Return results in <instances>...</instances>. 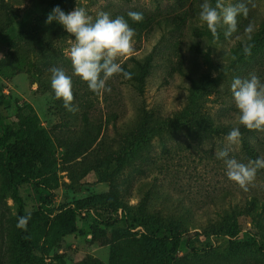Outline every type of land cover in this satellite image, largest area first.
Wrapping results in <instances>:
<instances>
[{
	"label": "rangeland",
	"instance_id": "rangeland-1",
	"mask_svg": "<svg viewBox=\"0 0 264 264\" xmlns=\"http://www.w3.org/2000/svg\"><path fill=\"white\" fill-rule=\"evenodd\" d=\"M52 1L0 0V133L12 142L19 115L32 108L55 171L37 190L17 183V201L0 164V264H140L147 231L136 216L178 230L167 245L172 264H264V169L245 191L216 155L238 125L233 79L255 73L264 81V0L237 17L231 38L218 30V40L199 20L203 0ZM56 6L122 15L136 32L133 52L117 60L132 78L114 75L110 92L97 94L73 75L75 112L51 88L50 69L73 72L74 38L46 23ZM250 22L246 56L236 37ZM239 127L229 156L251 160L246 141L264 157V132ZM19 204L24 213L44 210L34 222L38 247L28 252L19 248ZM68 205L77 229L52 238V218Z\"/></svg>",
	"mask_w": 264,
	"mask_h": 264
},
{
	"label": "clouds",
	"instance_id": "clouds-1",
	"mask_svg": "<svg viewBox=\"0 0 264 264\" xmlns=\"http://www.w3.org/2000/svg\"><path fill=\"white\" fill-rule=\"evenodd\" d=\"M249 5L255 8L253 0H238L233 4L230 0H203L200 4L199 20L206 25L214 39H219L220 29L224 30L225 38H231L237 32L238 16L247 18ZM127 16L134 22L143 20V13L129 11ZM53 21L61 24L67 33L71 34L74 42L70 49L72 75L63 68L54 67L51 71V88L57 99H62L64 107L75 112L73 106V79L78 76L85 81L94 93L109 91L106 82L114 75L122 74L124 79H131L132 73L125 71L118 58L130 55L134 50L135 29L132 28L124 16L113 18L109 12L100 11L95 18L88 14L84 7H76L70 12L63 11L56 6L48 14L46 23ZM255 25L250 22L242 36H237L243 45L246 56L252 54V34ZM231 92L238 109V125L231 128L225 137L227 147L217 150L218 159H222L226 166L227 177L247 191L255 178L258 169H264V157H257L247 163L230 157L232 146L239 145L242 138L239 125L248 130L264 132V81L255 73L247 78L236 77L231 83ZM31 212L18 218L17 227L27 230Z\"/></svg>",
	"mask_w": 264,
	"mask_h": 264
},
{
	"label": "trees",
	"instance_id": "trees-1",
	"mask_svg": "<svg viewBox=\"0 0 264 264\" xmlns=\"http://www.w3.org/2000/svg\"><path fill=\"white\" fill-rule=\"evenodd\" d=\"M59 1L53 0L52 5H56ZM50 141L48 133L38 125L32 108L19 115L12 142L7 141L4 133H0L1 169L6 177V184L13 193L19 182H31L37 190L38 187L47 183V175L55 172L54 164L47 155ZM243 150L251 160L259 157L255 148L246 141L243 143ZM13 197L20 201L15 193ZM83 202V200H77L74 203L78 206ZM43 213L42 206L32 211L27 230L21 229L22 239L19 244L21 252L32 251L38 247L37 240H33L37 232L34 222L40 220ZM25 215L27 213L22 212L21 204H19L18 217ZM134 219L140 221L147 231L140 239L142 242L140 264H172L167 253V245L172 238L179 236L178 230L172 226L162 228L155 219L149 221L143 216H136ZM76 229L74 211L68 205L52 218L47 235L58 238ZM234 234L235 232H232V235Z\"/></svg>",
	"mask_w": 264,
	"mask_h": 264
}]
</instances>
